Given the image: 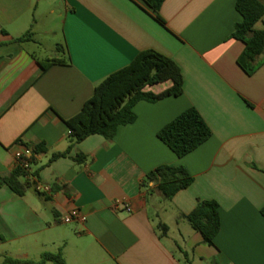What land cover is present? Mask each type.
<instances>
[{
    "label": "crops",
    "instance_id": "obj_1",
    "mask_svg": "<svg viewBox=\"0 0 264 264\" xmlns=\"http://www.w3.org/2000/svg\"><path fill=\"white\" fill-rule=\"evenodd\" d=\"M236 2L165 0L162 25L145 0H0V176L27 153L36 173L24 196L0 186V264L59 252L66 264H264V64L253 75L238 64L245 45L232 38L242 21ZM144 50L179 65L183 94L139 102L137 120L113 140L93 135L51 162L68 148L65 121ZM67 56L69 65L39 64ZM190 108L212 136L180 158L158 133ZM163 165L194 179L171 200L142 187ZM200 200L219 204L213 246L187 220ZM74 211L86 221L63 224Z\"/></svg>",
    "mask_w": 264,
    "mask_h": 264
},
{
    "label": "trees",
    "instance_id": "obj_2",
    "mask_svg": "<svg viewBox=\"0 0 264 264\" xmlns=\"http://www.w3.org/2000/svg\"><path fill=\"white\" fill-rule=\"evenodd\" d=\"M154 11L157 22L165 25L159 11L165 0H145ZM236 10L242 21L235 26L232 38L244 43L245 49L238 59L240 67L253 75L264 64V30H255V25L264 17V0H237ZM17 39L21 42L30 38ZM64 46H58L57 51ZM44 71L54 65L71 64L69 56L63 59L52 58L40 61ZM171 82L172 87L160 94L147 92L149 86ZM184 78L179 65L171 58L155 51L144 50L125 68L116 71L102 82L94 91V95L83 106L75 117L65 121L69 129L68 148L63 153L52 156L51 162L68 157L71 151L81 142L93 135H101L107 140H113L121 126L133 124L137 120L135 106L142 101L157 103L168 97H179L183 94ZM212 136L211 129L195 108H190L172 122L163 127L158 138L166 144L173 153L182 158L195 151ZM44 147L35 148L36 153L44 152ZM87 157L79 153L75 161L84 164ZM36 175L20 165L7 175L0 176V186H8L14 193L24 196L33 188L31 177ZM194 179L185 167L163 165L147 174L142 187L149 190L155 188L165 199L171 200L177 193L189 188ZM264 217V208L261 211ZM193 230L200 233L203 242L214 245V240L221 230L219 204L216 201H198L196 208L187 216ZM164 231L167 226L160 225ZM66 264L61 252L44 254L38 263L30 264ZM21 261L5 259L3 264H21Z\"/></svg>",
    "mask_w": 264,
    "mask_h": 264
},
{
    "label": "built area",
    "instance_id": "obj_3",
    "mask_svg": "<svg viewBox=\"0 0 264 264\" xmlns=\"http://www.w3.org/2000/svg\"><path fill=\"white\" fill-rule=\"evenodd\" d=\"M31 164V156L29 153L27 154H17L16 156V165H20L26 170H30ZM38 191H42L40 186H37ZM86 218L82 216L78 211L72 212L70 215L63 216L61 218V222L63 224H71L74 222H85Z\"/></svg>",
    "mask_w": 264,
    "mask_h": 264
},
{
    "label": "rangeland",
    "instance_id": "obj_4",
    "mask_svg": "<svg viewBox=\"0 0 264 264\" xmlns=\"http://www.w3.org/2000/svg\"><path fill=\"white\" fill-rule=\"evenodd\" d=\"M153 219L155 221V223L159 224L160 223V220L156 217V216H153ZM161 233H163L162 231H160ZM180 254V252H178ZM183 263H184V256H183ZM49 264H52V263H49Z\"/></svg>",
    "mask_w": 264,
    "mask_h": 264
}]
</instances>
